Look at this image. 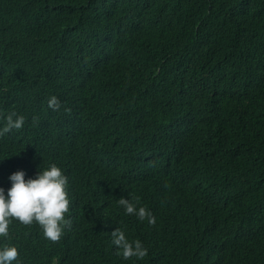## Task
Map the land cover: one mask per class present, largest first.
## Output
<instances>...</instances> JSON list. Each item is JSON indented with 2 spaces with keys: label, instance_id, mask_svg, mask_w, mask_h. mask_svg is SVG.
Here are the masks:
<instances>
[{
  "label": "trees",
  "instance_id": "16d2710c",
  "mask_svg": "<svg viewBox=\"0 0 264 264\" xmlns=\"http://www.w3.org/2000/svg\"><path fill=\"white\" fill-rule=\"evenodd\" d=\"M12 112L0 187L55 164L70 220L53 242L11 218L12 264H264V0H0Z\"/></svg>",
  "mask_w": 264,
  "mask_h": 264
},
{
  "label": "clouds",
  "instance_id": "9594fccd",
  "mask_svg": "<svg viewBox=\"0 0 264 264\" xmlns=\"http://www.w3.org/2000/svg\"><path fill=\"white\" fill-rule=\"evenodd\" d=\"M48 107L53 110L60 107L55 96L48 99ZM24 124V117L15 112L4 116L0 135L13 129H20ZM10 187L5 190L0 187V237L7 239L11 218H15L24 225L37 223L43 236L50 241H58L65 227L70 226V220L65 218L68 211L69 199L66 192L67 177L55 164L37 171L34 177L25 179V172L21 170L9 174ZM126 214H134L138 220L147 219L149 225L155 223V217L145 207H136L129 199L121 197L118 200ZM112 244L122 258H143L147 249L142 242L126 237L125 232L116 227L111 232ZM18 256L14 245L0 246V264H12ZM17 264L19 262L17 261ZM54 264V262H53Z\"/></svg>",
  "mask_w": 264,
  "mask_h": 264
}]
</instances>
